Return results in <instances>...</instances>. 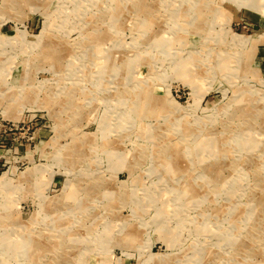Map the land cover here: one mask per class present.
I'll list each match as a JSON object with an SVG mask.
<instances>
[{
  "label": "rangeland",
  "instance_id": "1",
  "mask_svg": "<svg viewBox=\"0 0 264 264\" xmlns=\"http://www.w3.org/2000/svg\"><path fill=\"white\" fill-rule=\"evenodd\" d=\"M263 120L264 0H0V264H264Z\"/></svg>",
  "mask_w": 264,
  "mask_h": 264
},
{
  "label": "bare ground",
  "instance_id": "2",
  "mask_svg": "<svg viewBox=\"0 0 264 264\" xmlns=\"http://www.w3.org/2000/svg\"><path fill=\"white\" fill-rule=\"evenodd\" d=\"M203 1V0H202ZM205 1V0H204ZM246 1V0H245ZM145 2V1H144ZM251 2H253V1H251ZM251 2H249V3H251ZM255 2V1H254ZM131 3V2H130ZM173 3V2H172ZM248 3V4H249ZM167 4V3H166ZM255 5H256V2H255ZM160 6V5H159ZM162 6H165V4H163ZM169 6V5H168ZM250 6V5H249ZM115 7V6H114ZM175 7V6H174ZM200 7V6H199ZM205 7V6H204ZM212 7V6H211ZM126 8H127V6H126ZM182 8V7H181ZM209 8V7H208ZM171 9V8H170ZM212 9V8H211ZM116 10V9H115ZM114 10V11H115ZM130 10V9H129ZM179 10H181V9H179ZM175 11V10H174ZM195 11V10H194ZM198 11V10H197ZM210 11V10H209ZM200 12V11H199ZM123 13V12H122ZM168 13H170V12H168ZM181 15V14H180ZM113 16V15H112ZM118 16V15H117ZM168 16V15H167ZM181 17V16H180ZM186 17V16H185ZM187 17H189V16H187ZM215 17V16H214ZM165 18H167L166 16H165ZM208 18V17H207ZM218 18V17H217ZM113 19V18H112ZM120 19V18H119ZM145 19H146V17H145ZM171 19V18H170ZM184 19V18H183ZM167 20H168V18H167ZM166 20V21H167ZM205 20V19H204ZM209 21H211V20H209ZM114 22V21H113ZM205 22V21H204ZM120 23V22H119ZM118 23V24H119ZM196 23V22H195ZM164 24V23H163ZM166 24V23H165ZM208 24V23H207ZM206 24V25H207ZM211 24V23H210ZM150 25V24H149ZM175 26V25H174ZM184 26V25H183ZM148 27V26H147ZM193 27V26H192ZM204 27V26H203ZM210 27V26H209ZM151 29V28H150ZM159 29V28H158ZM172 29V28H171ZM194 29H195V27H194ZM198 29V28H197ZM208 29V28H207ZM156 31V30H155ZM170 32V31H169ZM175 33V32H174ZM207 33V32H206ZM168 34V33H167ZM162 36V35H161ZM153 37V36H152ZM179 38V37H178ZM149 39V38H148ZM171 39H172V37H171ZM144 40V39H143ZM146 40V39H145ZM157 41V40H156ZM186 41V40H185ZM158 42V41H157ZM170 43V42H169ZM171 47V46H170ZM50 48V47H49ZM48 49V48H47ZM46 50V49H45ZM48 51V50H47ZM57 51V50H56ZM55 51V52H56ZM206 52V51H205ZM52 53V52H51ZM204 53V52H203ZM206 54V53H205ZM101 55V54H100ZM194 56V55H193ZM232 56V55H231ZM95 57V56H94ZM102 59V58H101ZM249 59V58H248ZM190 60V59H189ZM202 60V59H201ZM205 60V59H204ZM226 60V59H225ZM235 60V59H234ZM236 61V60H235ZM189 62V61H188ZM242 63V62H241ZM115 64V63H114ZM120 64V63H119ZM190 64H191V61H190ZM223 64V63H222ZM234 64V63H233ZM247 64H248V62H247ZM249 66V65H248ZM103 68H105V67H103ZM223 68V67H222ZM105 70V69H104ZM123 70V69H122ZM138 70V69H137ZM227 70V69H226ZM241 70V69H240ZM106 71V70H105ZM190 71H191V69H190ZM123 72V71H122ZM128 71H126V73H127ZM237 73V72H236ZM239 73V72H238ZM195 75V74H194ZM199 76V75H198ZM198 80V79H197ZM148 88V87H147ZM134 92H135V90H134ZM147 93V92H146ZM152 93V92H151ZM155 93V92H154ZM138 94V93H137ZM143 94V93H142ZM145 94V93H144ZM156 94V93H155ZM127 95V94H126ZM149 96V95H148ZM154 96V95H153ZM251 96V95H250ZM128 97V96H127ZM150 97V96H149ZM155 97V96H154ZM159 98V97H158ZM130 99V98H129ZM252 99H253V97H252ZM251 99V100H252ZM126 100H127V98H126ZM147 101H148V98H147ZM143 102V101H142ZM146 102V101H145ZM152 102V101H151ZM144 103V102H143ZM149 103V102H148ZM158 103V102H157ZM162 105V104H161ZM158 106V105H157ZM154 107V106H153ZM161 106H159V108H160ZM249 108V107H248ZM240 109V108H239ZM150 110H151V108H150ZM154 110V109H153ZM238 111V110H237ZM252 111V110H251ZM250 111V112H251ZM154 112V111H153ZM248 112V111H247ZM126 113V112H125ZM153 114H156V113H153ZM253 114V113H252ZM157 115V114H156ZM161 115V114H160ZM263 122H264V120H263ZM263 122H262V124H263ZM198 127V126H197ZM197 127H196V129H197ZM261 127V126H260ZM259 127V128H260ZM190 128V127H189ZM190 130H193V129H190ZM199 130V129H198ZM248 131V130H247ZM245 132V131H244ZM217 135H219V134H217ZM210 138V137H209ZM248 138V137H247ZM199 141V140H198ZM201 142V141H200ZM208 145V144H207ZM212 146V145H211ZM225 146V145H224ZM246 145H243L242 147H245ZM176 147V146H175ZM204 151V150H203ZM215 151V150H214ZM226 152V151H225ZM113 153V152H112ZM174 153V152H173ZM204 153V152H203ZM170 154V153H169ZM172 154V153H171ZM170 154V155H171ZM180 154V153H179ZM115 155V154H114ZM180 156H181V154H180ZM163 161H166V159H164V158H161ZM166 163H167V165L169 166V167H171V165L166 161ZM166 166V165H165ZM165 168V167H164ZM167 170V169H166ZM209 170V169H208ZM217 174V173H216ZM215 174V175H216ZM199 183V182H198ZM226 185V184H225ZM240 187V186H239ZM198 188V187H197ZM230 191V190H229ZM234 196V195H233ZM232 197V196H231ZM193 200V199H192ZM208 201V200H207ZM212 201H214V200H212ZM225 205V204H224ZM218 210V209H217ZM221 211H222V209H221ZM226 211V210H225ZM259 218V217H258ZM242 220V219H241ZM240 224V223H239ZM201 227V226H200ZM206 229V228H205ZM212 231V230H211ZM214 232V231H213ZM16 239V238H15ZM32 240V239H31ZM67 241V240H66ZM8 242V241H7ZM9 243V242H8ZM35 243V242H34ZM2 244V243H1ZM236 244V243H235ZM204 248H205V246H204ZM203 249V248H202ZM27 250V249H26ZM210 251V250H209ZM202 252H203V250H202ZM210 254V253H209ZM208 254V255H209ZM244 259V258H243ZM244 261V260H243Z\"/></svg>",
  "mask_w": 264,
  "mask_h": 264
}]
</instances>
